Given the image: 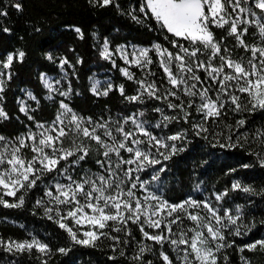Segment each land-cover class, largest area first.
Returning a JSON list of instances; mask_svg holds the SVG:
<instances>
[{
    "label": "snow or ice",
    "instance_id": "1",
    "mask_svg": "<svg viewBox=\"0 0 264 264\" xmlns=\"http://www.w3.org/2000/svg\"><path fill=\"white\" fill-rule=\"evenodd\" d=\"M114 2L89 0L95 7ZM115 6L137 23L158 26L167 44L128 46L113 44L107 36L97 38L93 47L98 57L134 82L129 93L125 83L111 77H89L88 90L95 96L115 90L128 102L123 112L107 117L85 116L67 102L79 92L70 77L79 79L76 65L83 64V57L75 55L73 62L66 54L44 53L60 73L57 79L38 72L55 112L38 118L41 97L31 89L16 97V111L27 123L15 136L0 134V191L15 198L0 195V205L23 207L29 193L39 192L33 213L55 221L66 238L62 234V243L54 246L36 235L0 237V248L13 255H32L34 250L41 264L54 253L70 255L74 246L105 243L131 264H230L231 249L241 253V264H248L245 250L264 249V236L250 235L264 226V218L251 215L264 203V185L238 178V169L264 170V123L245 131L249 122L244 115L264 113V0H136L135 8ZM23 8L22 0H0V18ZM66 27L84 39L80 26ZM25 58L23 48L0 52V121L5 123L14 119L5 107V89L16 63ZM149 105L159 114L154 122L145 118ZM205 148H242L254 160L228 167L230 186L213 191L196 171L202 172L208 161L193 160L189 192L166 196L167 162L185 153L214 155ZM90 163L95 170L87 167ZM237 237L249 239L237 242Z\"/></svg>",
    "mask_w": 264,
    "mask_h": 264
},
{
    "label": "trees",
    "instance_id": "2",
    "mask_svg": "<svg viewBox=\"0 0 264 264\" xmlns=\"http://www.w3.org/2000/svg\"><path fill=\"white\" fill-rule=\"evenodd\" d=\"M7 3V0H2ZM24 5L22 12L10 11L7 18H0V28L7 26L11 29L10 33L0 31V52L4 49L13 50L23 48L26 51L25 61L21 64L16 63L14 67L13 80L5 89L7 100L5 107L9 110L14 119L10 123L0 121V134L5 136H15L20 131H24L21 124H26V118L22 113L16 111V97L22 96V90L31 89L41 97L42 112L37 111L38 118H50L54 115L55 105L51 100L44 97V90L38 80V72L45 71L49 75L59 76L58 67L47 61L44 53L52 51L53 55L58 52L66 54L69 59H75V55L83 57V64L76 65L79 79L70 77L74 89L79 92L68 98L67 102L77 112L87 116L92 115L107 117L109 112L112 115L123 112L126 102L118 91H111L108 96H95L88 90L89 77L99 74L103 77H111L115 83H125L126 89L130 93L134 88L133 81H127L118 69L113 68L108 61L98 57L96 49L93 47L98 42L97 38L107 36L113 44H137L149 45L152 42L160 41L167 44L163 33L156 29H151L147 23H137L130 16L117 9L115 3H119L123 8L136 7V0H115L111 6L95 7L89 0H22ZM155 23L154 21L152 22ZM67 25H78L84 32V39H80ZM38 27L40 31H34ZM95 34V35H94ZM258 42V41H257ZM58 47H55L57 46ZM74 48L75 53L69 49ZM118 65H123L118 57ZM133 72L140 74V70L132 67ZM66 86L67 81H64ZM159 104L160 102H156ZM149 110L145 112V118L155 121L159 117L158 113ZM130 111L134 109H129ZM171 113V110H168ZM248 119V126L245 131L254 130L264 123V113L256 111L244 113ZM203 143V141H200ZM214 155L200 157L192 156L191 153L180 154L168 161L167 174L164 176V194L168 197H182L188 193L192 181L189 174L193 169V160L205 159L208 161L203 166V171L197 169L199 179L204 182V187L208 191L222 190L225 186H230L231 174H226L228 167H236L237 161L249 163L254 158L246 149H208ZM229 153L231 155H229ZM87 167L95 170L94 164L90 163ZM238 178L245 182L253 183L257 186L264 185V170L259 166L250 169L239 170ZM13 200L14 197H7ZM39 192L29 193L25 205L18 208H8L0 205V237L23 239L31 238L36 235L39 239L59 246L62 243L61 235L66 238V233L55 221L48 220L42 214H35L32 211V204ZM242 196L244 194H241ZM258 201L259 197H251ZM243 202V200L237 201ZM251 215L257 219L264 218V203L257 205V210ZM137 238H139V234ZM251 236L259 238L264 236V226H257L252 231ZM249 237H237V242L247 241ZM151 244V241H148ZM230 264H241V253L228 250ZM145 255H148L147 253ZM243 256L246 257L248 264H264V249L259 247L253 250H245ZM151 259V256H149ZM131 264L127 256L120 257L118 252L113 253L105 243L102 247L90 248L84 246H74L70 255L64 256L54 253L48 257L47 264ZM0 264H41L37 254L27 252L13 255L0 248Z\"/></svg>",
    "mask_w": 264,
    "mask_h": 264
},
{
    "label": "rangeland",
    "instance_id": "3",
    "mask_svg": "<svg viewBox=\"0 0 264 264\" xmlns=\"http://www.w3.org/2000/svg\"><path fill=\"white\" fill-rule=\"evenodd\" d=\"M122 45H127V44H122ZM131 45H137V44H128V46H131ZM138 46H146V45H138ZM48 75H49V74H48ZM50 76L55 77V78H57V79L60 78V75H59V76H57V75H50ZM91 77H93V78H97V79H104V78H107V77H103V76H101V75H99V74H94V75L91 76ZM63 86H65L64 83H63Z\"/></svg>",
    "mask_w": 264,
    "mask_h": 264
}]
</instances>
